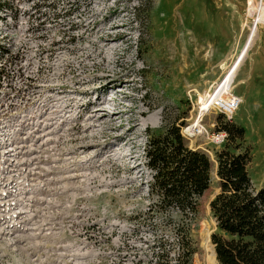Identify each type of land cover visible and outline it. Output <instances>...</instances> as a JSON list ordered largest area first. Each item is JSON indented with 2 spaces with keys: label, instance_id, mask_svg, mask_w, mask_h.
Returning <instances> with one entry per match:
<instances>
[{
  "label": "rangeland",
  "instance_id": "obj_1",
  "mask_svg": "<svg viewBox=\"0 0 264 264\" xmlns=\"http://www.w3.org/2000/svg\"><path fill=\"white\" fill-rule=\"evenodd\" d=\"M0 6V264H180L176 222L149 215L156 197L144 147L148 131L176 122L183 133L200 116L203 133L185 138L210 157L212 181L188 242L193 264H214L220 122L244 128L250 175L264 186V0ZM260 12L231 88L242 103L229 119L211 107L215 87ZM106 43L108 62L99 55Z\"/></svg>",
  "mask_w": 264,
  "mask_h": 264
},
{
  "label": "trees",
  "instance_id": "obj_2",
  "mask_svg": "<svg viewBox=\"0 0 264 264\" xmlns=\"http://www.w3.org/2000/svg\"><path fill=\"white\" fill-rule=\"evenodd\" d=\"M183 126L172 122L161 131H148L144 155L152 178L148 193L156 197L149 215L157 210L176 222L179 263L193 264L189 226L197 219L200 198L210 187L212 161L204 151L189 146ZM216 130L226 132L227 140L216 152L220 191L210 202L217 221L211 242L214 264H264V186L257 187L250 175L252 154L244 143L245 130L229 122H220Z\"/></svg>",
  "mask_w": 264,
  "mask_h": 264
},
{
  "label": "bare ground",
  "instance_id": "obj_3",
  "mask_svg": "<svg viewBox=\"0 0 264 264\" xmlns=\"http://www.w3.org/2000/svg\"><path fill=\"white\" fill-rule=\"evenodd\" d=\"M258 10V9H257ZM258 13V12H257ZM257 17V16H256ZM263 19V15L262 13L260 12V14L258 15V17L256 19H254L253 21V25L250 27L249 29V34L247 36V39H246V42L241 50V53L240 55L237 57V59L235 60V62L232 64V66L229 68L228 72H227V75L225 76V78L222 80L221 83L218 84L217 87H215V89H217L218 87L220 88L217 92L220 93V92H229L232 88V83H233V79L239 69V67L241 66V64L244 62L245 58L247 57L248 55V52L249 50L251 49V47L253 46V43L254 41L256 40V38L258 37V28H259V21ZM113 43V42H112ZM115 43V42H114ZM112 45V44H111ZM107 48H113V46H110V44H104L102 46L99 47V55L102 56V59L103 61H107ZM112 51V50H111ZM110 51V52H111ZM114 53V52H113ZM109 87H113V85H109ZM216 95V94H215ZM217 96V95H216ZM102 104H99V106H97V110L99 112L102 113L101 117L100 118H103L104 114H107V110L105 108H100ZM103 105H104V102H103ZM207 106V105H206ZM200 119H201V116H200ZM198 120L196 123H192L191 125H189L187 127V132H188V135L192 136V130L197 126L200 127V121L201 120ZM137 125H139V123H137ZM133 126V125H132ZM132 129L134 127H131ZM202 128V127H201ZM87 129H89V127H87ZM186 129V128H185ZM86 130V129H85ZM204 131V130H203ZM108 147V146H107ZM104 148V146L102 147V149ZM109 155V154H108ZM110 159V158H108ZM95 179V178H94ZM98 180V179H96ZM93 182V181H92ZM209 246L211 247V251H212V254L211 256L209 257V259L214 262L215 261V252H214V247L212 245V243H209ZM208 251V250H207ZM210 253V252H209ZM208 262V260H207Z\"/></svg>",
  "mask_w": 264,
  "mask_h": 264
},
{
  "label": "built area",
  "instance_id": "obj_4",
  "mask_svg": "<svg viewBox=\"0 0 264 264\" xmlns=\"http://www.w3.org/2000/svg\"><path fill=\"white\" fill-rule=\"evenodd\" d=\"M219 89L220 88L218 87L214 94H216ZM241 103H242V98L239 95H237L233 91V89H231L229 92L222 91L218 93V95L213 98L211 107L216 109L219 113L225 115L227 118L231 119L235 115L236 111L239 109ZM202 131L203 130L201 127L196 126L192 130V134H193L192 136L199 135L203 133ZM183 135L184 136L188 135L187 127L186 129H184ZM226 140H227V133L223 131H217V133H215L212 136V141L216 145L223 144L224 142H226Z\"/></svg>",
  "mask_w": 264,
  "mask_h": 264
},
{
  "label": "water",
  "instance_id": "obj_5",
  "mask_svg": "<svg viewBox=\"0 0 264 264\" xmlns=\"http://www.w3.org/2000/svg\"><path fill=\"white\" fill-rule=\"evenodd\" d=\"M211 207V206H210ZM215 222H216V224H217V221H216V219H215ZM215 246V245H214ZM216 259H217V257H216ZM216 264H217V262H216Z\"/></svg>",
  "mask_w": 264,
  "mask_h": 264
}]
</instances>
